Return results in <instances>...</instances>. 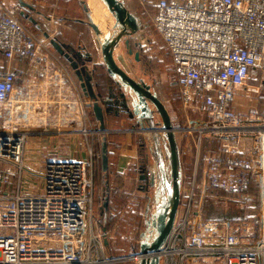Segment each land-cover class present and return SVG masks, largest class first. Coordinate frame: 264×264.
<instances>
[{"label":"built area","instance_id":"2783aa9c","mask_svg":"<svg viewBox=\"0 0 264 264\" xmlns=\"http://www.w3.org/2000/svg\"><path fill=\"white\" fill-rule=\"evenodd\" d=\"M138 2L155 6L154 28L189 112L183 129L174 120L175 132L196 136L159 264H264V107L235 108L241 93L264 88V0ZM18 12L0 1V264H117L126 257L106 254L107 231L95 220L93 139L118 130H100L75 77ZM65 136L78 137L76 148L58 146ZM32 138L51 155L36 174L25 163ZM33 175L39 192L27 186ZM209 199L233 203L237 214L207 218Z\"/></svg>","mask_w":264,"mask_h":264},{"label":"rangeland","instance_id":"374dc122","mask_svg":"<svg viewBox=\"0 0 264 264\" xmlns=\"http://www.w3.org/2000/svg\"><path fill=\"white\" fill-rule=\"evenodd\" d=\"M5 4L9 5L12 0H6ZM127 9L134 14L139 20L140 29L139 31L130 38L129 46L132 50V54L127 53V49L123 42L119 43L117 46L114 57L117 64L125 70L130 76L142 79L145 83L151 86V90L157 95V97L164 104L168 113L171 114V119L178 120L181 125L180 128L187 126V118L184 113V109L180 104L179 89L174 84L175 75L172 70V64L170 61V54L162 41V38L157 33L154 28V8L152 7H142L138 4L137 0H122ZM81 4L86 8L87 11L91 13V16L96 13L100 14V28L105 33L107 29L112 25L113 18L107 11L106 7L101 3L100 0H80ZM80 17L86 20L85 11L80 12ZM29 25L30 29L34 34L39 37L42 36L39 31L25 21ZM86 32H91L90 28L85 29ZM94 35V34H93ZM91 47L97 49L98 40L96 36H91ZM47 42L48 48L51 52H56ZM134 53H138L139 59L136 61L134 59ZM169 54V55H168ZM65 61V60H63ZM66 63V62H63ZM68 67L67 63L65 64ZM25 67V66H24ZM70 74L72 71L68 67ZM73 75V73H72ZM74 76V75H73ZM251 86V84L249 85ZM67 100L73 101L74 95L70 90L66 91ZM128 99L127 103L131 104L132 98L126 94ZM255 107L258 112H263L264 107V88L260 90L258 94L254 91L250 92L249 95H243L241 93L237 98V111L240 113H246L249 109ZM56 106L47 109V119L53 121L57 119L54 112L56 111ZM61 117L66 116V110L69 106L62 105L61 107ZM70 111V110H69ZM71 117V116H70ZM74 117V116H73ZM176 122V121H175ZM183 124V125H182ZM185 125V126H184ZM72 129H79L77 123H73ZM62 131H66L70 128L68 124L66 128H62ZM138 126L136 130L138 131ZM106 129V125H105ZM112 130H123L124 128L118 124H114ZM144 132H139L137 137L144 140L147 148L148 142L143 136ZM185 135V136H182ZM105 135V139H106ZM104 137V136H103ZM100 136H95L93 139V147L95 151V162H94V207H95V220L98 225L105 227L107 231L106 247L105 252L111 257H126V260L120 261L117 264H135V260H128L127 256L138 251L139 235L145 229L144 224V210L150 204L148 201L152 197L153 188L148 192L138 189V185L142 184L138 180V176L141 173V164L137 160L136 164L129 168L128 172L125 174H117L113 169V164L108 166L106 173L101 171V158H100V147L102 143V138ZM179 150H180V160L181 169L184 180L188 179L192 171L193 157L195 152V141L196 136L193 133L185 132V134H176ZM65 138V137H63ZM78 140V137H76ZM47 138L41 137L39 140H46ZM37 139L29 140L27 145L32 141ZM61 140V139H60ZM55 141H58L56 139ZM114 140H110L111 155L114 153ZM77 144V143H76ZM59 150L61 148H58ZM63 150V149H62ZM27 152H32V155L38 158L37 167L31 169L34 173L40 170L43 160L49 158L51 155L43 149L32 150V147H27ZM148 170L151 167L152 160L148 150ZM27 155V154H26ZM111 163L113 162V156H111ZM31 158V157H30ZM150 161V164H149ZM26 163V162H25ZM149 173V172H148ZM2 174H5L4 172ZM28 188L32 191L39 192L41 186V179L39 176L33 175L31 181L28 183ZM149 198V199H148ZM148 199V200H147ZM211 202L219 204L223 201L212 199ZM104 203L107 207L104 208ZM207 205L209 200L206 201ZM205 203V204H206ZM225 203V202H224ZM223 204V203H222ZM234 207L233 203H228ZM226 205V209H230V206ZM212 209H215L212 207ZM103 211V212H102ZM208 211V210H207ZM230 211V210H229ZM227 211V214H229ZM219 212V210H217ZM149 213V212H148ZM209 213L207 212V216ZM101 219L103 220V225L101 224ZM88 237V231L86 232V238Z\"/></svg>","mask_w":264,"mask_h":264},{"label":"water","instance_id":"95a60500","mask_svg":"<svg viewBox=\"0 0 264 264\" xmlns=\"http://www.w3.org/2000/svg\"><path fill=\"white\" fill-rule=\"evenodd\" d=\"M100 1L113 18L112 25L104 33L85 8L87 24L98 40L106 73L132 98L130 104L132 113L139 123V128L144 132L143 136L148 142L152 160L148 173V184L153 188L150 204L146 209L149 214L144 221L145 229L139 235L138 251L127 258L134 259L135 264H159V252L173 226L180 200L182 169L175 132L177 122L171 119L164 104L151 90V86L142 79L130 76L115 60L114 53L121 42L124 43L127 53L132 54L129 40L139 31V20L127 9L122 0ZM19 6L21 7L19 15L35 24L36 21L29 16L33 8L22 0H19ZM43 37L67 63L80 91L91 102L94 119L99 122L100 130H103L105 128L103 110L95 94L92 75L88 68L91 58L83 57L69 44L50 37L46 32ZM134 59L138 61V53H134ZM100 158L101 170L106 172L108 165L105 137L102 138ZM140 179H145V175L142 174ZM103 206L106 208V203Z\"/></svg>","mask_w":264,"mask_h":264},{"label":"crops","instance_id":"0c3cea01","mask_svg":"<svg viewBox=\"0 0 264 264\" xmlns=\"http://www.w3.org/2000/svg\"><path fill=\"white\" fill-rule=\"evenodd\" d=\"M6 7L9 9H17L20 11L21 7L19 6V0H12V2L7 5L4 2L6 0H0ZM23 2L29 4L33 10L30 11L29 16H31L35 21L36 25L23 18L18 16L22 21H28L29 24H32L39 33L43 34L46 32L50 37L58 39L60 42L69 44L73 47L79 54L83 57L91 58V62L88 63V68L92 75V84L99 99V103L103 110L104 124L108 128H112L114 124L122 126L123 130H118L112 132L108 135L109 140L113 139L114 141V153L111 155V144L107 147V165L110 166L113 164V169L117 174H125L128 172L129 168L136 164L138 160V147H137V137L139 131L136 130V127H139V123L135 116L132 113V108L130 103L128 104V109L132 113V117H128L127 114H119L118 116L106 114L104 109L106 107H114L117 101H119L118 93L124 95L126 102L128 101L126 93L121 89L115 81L109 77L106 73L103 61L101 58L99 43H97V49L92 48L90 45L91 36H94L92 29L91 32H86V25L83 24L82 18L80 17V12L85 11V7L81 4L80 0H22ZM26 23V22H25ZM27 25V23H26ZM35 25V26H34ZM27 27L30 29L29 25ZM31 30V29H30ZM32 31V30H31ZM33 32V31H32ZM94 34V35H93ZM36 35V34H35ZM38 36V35H36ZM39 37V36H38ZM41 37V36H40ZM53 49V48H52ZM168 52V51H167ZM55 54V53H54ZM57 58L63 61L57 53L55 54ZM169 55V54H168ZM173 70V61L170 58ZM66 64V63H63ZM14 67L26 68V65L15 64ZM25 66V67H24ZM76 81V79H75ZM175 81V80H174ZM114 83V84H113ZM86 99V97H84ZM108 99V100H106ZM181 104V102H180ZM182 106V104H181ZM183 108V107H182ZM237 110V105L235 106ZM186 118H188L189 112L183 108ZM86 111L91 118H94L91 111V106H86ZM171 117V114H169ZM139 139V138H138ZM80 141L71 136H65L59 140V145L67 147L76 148L75 143ZM42 141H33L30 143L29 147H32V150H39L41 147L39 144ZM101 148V147H100ZM25 162L29 168H36L38 164V158L32 155V152L26 151ZM113 156V162L111 159ZM31 157V158H30ZM150 164V161H149ZM149 171V170H148ZM209 199V204H205V215L209 219H225V218H234L237 214L236 208L231 206L228 203L221 202L216 204L211 202ZM223 203V204H222ZM230 206V209H226V205ZM215 208V209H212ZM208 210V211H207ZM219 210V212H217ZM230 210V211H229ZM229 211V214H227ZM207 212L209 215L207 216Z\"/></svg>","mask_w":264,"mask_h":264},{"label":"trees","instance_id":"16d2710c","mask_svg":"<svg viewBox=\"0 0 264 264\" xmlns=\"http://www.w3.org/2000/svg\"><path fill=\"white\" fill-rule=\"evenodd\" d=\"M138 1V0H137ZM138 4L141 6V4L138 2ZM146 7H152L154 8V14L156 12V9H155V6L154 4H146L145 5ZM143 7V6H142ZM86 19H87V15H86ZM82 22L83 24L86 25L87 28H90L89 25L87 24V21L86 20H83L80 21ZM35 26V25H34ZM58 40V39H57ZM59 41V40H58ZM58 55V54H57ZM59 56V55H58ZM60 58H62L61 56H59ZM63 59V58H62ZM64 60V59H63ZM255 83V81L253 82ZM114 84V83H113ZM118 96H119V101H117L115 104L114 107H106L104 109L105 113L106 114H111V115H115V116H118L119 114H127L128 117H132V113L131 111L128 109V104L126 102V99L124 98V95H122L121 93H118ZM110 135L106 136V147H109L110 145V140L108 139ZM137 147H138V160H139V163L141 164L142 167H140V169H143L145 170V173L148 174V148H147V145L145 143L144 140H141V139H138L137 140ZM108 170V169H107ZM102 171V170H101ZM103 173H106V172H103ZM93 181H94V169H93ZM149 199V198H148ZM147 199V200H148ZM103 212V211H102ZM101 224L103 225V220L101 219Z\"/></svg>","mask_w":264,"mask_h":264},{"label":"flooded vegetation","instance_id":"af4514ba","mask_svg":"<svg viewBox=\"0 0 264 264\" xmlns=\"http://www.w3.org/2000/svg\"><path fill=\"white\" fill-rule=\"evenodd\" d=\"M140 172L141 173L138 176V180L141 181L142 184H139L138 185V189H141V190H143L145 192H148L151 189L150 185L148 184V174H146L145 173V170H143V169H141ZM142 174L145 175V179H143V180L140 179V177H141ZM146 209H147V207H146ZM146 209L144 210V221L146 220V218L148 217V214H149L146 211Z\"/></svg>","mask_w":264,"mask_h":264},{"label":"bare ground","instance_id":"6f19581e","mask_svg":"<svg viewBox=\"0 0 264 264\" xmlns=\"http://www.w3.org/2000/svg\"><path fill=\"white\" fill-rule=\"evenodd\" d=\"M92 19H93V21L95 22V23H97L98 25H99V27H100V22H101V20H100V14L99 13H96L95 15H93L92 16ZM101 29V28H100Z\"/></svg>","mask_w":264,"mask_h":264}]
</instances>
